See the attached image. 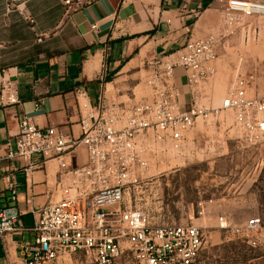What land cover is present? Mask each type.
<instances>
[{"label": "built area", "instance_id": "1", "mask_svg": "<svg viewBox=\"0 0 264 264\" xmlns=\"http://www.w3.org/2000/svg\"><path fill=\"white\" fill-rule=\"evenodd\" d=\"M7 1L20 4L25 0ZM224 12L229 24L237 17L264 16V2L226 0ZM216 42L212 36L189 38L176 52L149 61L148 99L111 105L101 99L95 105L82 102L78 136L61 126H37L25 114L19 118L16 151H8L7 158L29 161L25 170L35 166L32 155L41 157L40 164L55 160L71 180L58 201L32 210L33 223L24 226L18 222L21 212L15 183L5 178L9 201L0 204V238L10 232H30V239L19 248L21 264H63V258L76 254L96 264H110L122 253L124 243L135 264H200L203 235L198 226L153 224L144 210L126 204L124 195L127 188L141 183L149 168L148 155L155 151L150 150L152 145L179 150L196 119L209 111H230L232 129L244 144L264 140V87L259 89L257 72L247 59H237L218 108L208 110L198 99L197 86L214 75ZM176 67L185 72L191 96L188 109L181 107L172 80ZM0 100L18 102L11 82H2ZM79 146L85 148L87 160L73 166L70 162ZM204 210L200 205L199 214ZM217 227L260 249L264 257V219L260 216L236 224L219 215Z\"/></svg>", "mask_w": 264, "mask_h": 264}, {"label": "crops", "instance_id": "2", "mask_svg": "<svg viewBox=\"0 0 264 264\" xmlns=\"http://www.w3.org/2000/svg\"><path fill=\"white\" fill-rule=\"evenodd\" d=\"M225 3L73 0L68 4L64 0H25L11 4L0 0V88L3 81L11 82L18 99L17 103L0 100V204L9 201L5 178H11L21 212L18 222L30 226L32 210L58 201L63 189L71 186L55 160L40 164L41 157L32 155L30 161L35 166L25 170L29 161L7 158L8 151H16L15 134L22 115L37 126H61L78 136L82 102L95 105L101 99L111 105L150 98L145 85L151 72L148 62L176 52L189 38L207 36ZM256 18L247 19L244 27L247 46H235L237 52L230 57L218 49L213 65L218 73L231 75L238 58L264 59V39L258 37L256 41L253 34L257 32L253 26ZM172 80L181 107L188 109L191 97L184 70L176 67ZM216 89L218 96L224 85ZM202 93L210 91L205 88ZM199 101L209 102L210 98ZM158 147L152 145L150 150L157 151ZM86 160L85 148L79 146L70 163L81 166ZM30 237L29 231H22L0 238V264H21L19 248Z\"/></svg>", "mask_w": 264, "mask_h": 264}, {"label": "rangeland", "instance_id": "3", "mask_svg": "<svg viewBox=\"0 0 264 264\" xmlns=\"http://www.w3.org/2000/svg\"><path fill=\"white\" fill-rule=\"evenodd\" d=\"M253 17H257L253 24L257 28L253 33L256 41L258 37L264 39L260 29L264 16L237 17L229 24L223 8L207 35L217 41L216 57L220 48L230 57L237 52L235 46H247L248 34L244 27L247 19ZM248 61L257 72L261 89L264 59ZM229 80L230 75L214 70L208 83L197 86L198 99L210 98L209 102H203L208 110L218 108ZM223 85L224 91L215 96L216 87ZM205 88L210 94L202 93ZM232 120L230 111L219 109L197 118L185 134L182 147L175 150L160 144L157 151L148 155L149 168L141 183L125 190L126 204L144 210L153 224L198 226L203 235L200 264H264L260 249L249 247L240 238L217 227L219 215L236 224L257 215L264 219V140L254 145L244 144L235 136ZM200 205L205 208L202 215ZM63 260V264H96L77 254ZM110 264H135L126 243L122 244V253Z\"/></svg>", "mask_w": 264, "mask_h": 264}]
</instances>
